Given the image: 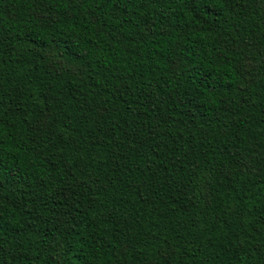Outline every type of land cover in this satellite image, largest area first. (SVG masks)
<instances>
[{
    "label": "trees",
    "instance_id": "1",
    "mask_svg": "<svg viewBox=\"0 0 264 264\" xmlns=\"http://www.w3.org/2000/svg\"><path fill=\"white\" fill-rule=\"evenodd\" d=\"M0 264H264V0H0Z\"/></svg>",
    "mask_w": 264,
    "mask_h": 264
}]
</instances>
